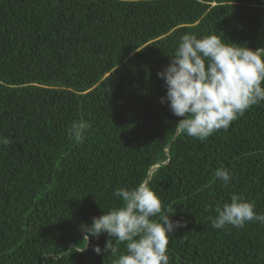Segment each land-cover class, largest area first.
Wrapping results in <instances>:
<instances>
[{"label":"trees","instance_id":"16d2710c","mask_svg":"<svg viewBox=\"0 0 264 264\" xmlns=\"http://www.w3.org/2000/svg\"><path fill=\"white\" fill-rule=\"evenodd\" d=\"M185 33L264 47V0H0V264H113L80 225L142 182L186 222L169 264H264V224L207 219L230 194L264 213V101L207 139L178 134L157 72Z\"/></svg>","mask_w":264,"mask_h":264},{"label":"clouds","instance_id":"9594fccd","mask_svg":"<svg viewBox=\"0 0 264 264\" xmlns=\"http://www.w3.org/2000/svg\"><path fill=\"white\" fill-rule=\"evenodd\" d=\"M157 77L166 88L160 103L167 102L172 115L182 118L175 124L177 133L207 139L216 131H226L234 120L264 101V47L252 50L215 34L197 38L185 33L170 63L157 72ZM90 126L83 120L73 122L68 128L69 138L83 143ZM11 143L9 138L0 137V144ZM214 175L225 186L232 178L224 166L215 169ZM113 196L121 200V205L93 217L90 226L81 224L82 239L89 241L107 234L110 239L103 251L116 257L113 264H169V237L174 230L186 227V222L170 220L162 212L159 197L146 183L131 189L117 188ZM215 213L214 218H207L214 229L227 225L242 228L249 222L264 224V213H257L254 202L243 195L230 194V202L217 205ZM121 244L125 252L117 255ZM93 251L101 254L102 250L94 246Z\"/></svg>","mask_w":264,"mask_h":264},{"label":"water","instance_id":"95a60500","mask_svg":"<svg viewBox=\"0 0 264 264\" xmlns=\"http://www.w3.org/2000/svg\"><path fill=\"white\" fill-rule=\"evenodd\" d=\"M154 168H155V167H153V169H152V170H154Z\"/></svg>","mask_w":264,"mask_h":264}]
</instances>
